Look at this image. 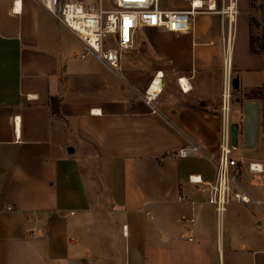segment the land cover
<instances>
[{
    "label": "crops",
    "instance_id": "obj_1",
    "mask_svg": "<svg viewBox=\"0 0 264 264\" xmlns=\"http://www.w3.org/2000/svg\"><path fill=\"white\" fill-rule=\"evenodd\" d=\"M235 2L231 20L199 12L188 31L139 28L115 72L81 59L39 0H0V264H264V210L233 203L220 218L209 203L225 60L232 124L247 119L237 94L264 88L249 0ZM161 7L185 11L190 0ZM159 72L154 113L144 93ZM189 143L204 155L180 158ZM243 147L241 181L263 199L264 172L249 169L264 167L260 133Z\"/></svg>",
    "mask_w": 264,
    "mask_h": 264
},
{
    "label": "built area",
    "instance_id": "obj_2",
    "mask_svg": "<svg viewBox=\"0 0 264 264\" xmlns=\"http://www.w3.org/2000/svg\"><path fill=\"white\" fill-rule=\"evenodd\" d=\"M99 0L97 12L86 10L81 3L65 0H39L40 5L63 27L68 29L82 45L81 59L94 57L113 71L120 69L123 54L132 49L135 33L141 27H158L175 32L189 30V21L199 12H219L231 20L239 13L236 0H230L229 6L218 9L214 0H190V8L185 11H171L161 7V0ZM228 42L232 34L229 31ZM111 37V39H110ZM231 59L225 60V85L230 87ZM159 72L144 93L145 102L158 113L155 103L162 92ZM183 92L191 86L180 78ZM228 84V85H227ZM222 133L217 159L214 161L215 179L210 183L209 203L215 207L218 217H222L233 204L255 205L264 210V198L253 196L243 185L240 178V161L233 145L232 123L230 120L231 94L228 90L222 98ZM227 107V109H226ZM180 158L203 156L202 149L189 143L181 148ZM211 160V158H210ZM250 171L263 173L264 167L257 162L249 164ZM201 179H193L194 182Z\"/></svg>",
    "mask_w": 264,
    "mask_h": 264
},
{
    "label": "rangeland",
    "instance_id": "obj_3",
    "mask_svg": "<svg viewBox=\"0 0 264 264\" xmlns=\"http://www.w3.org/2000/svg\"><path fill=\"white\" fill-rule=\"evenodd\" d=\"M66 2H77V3H81L86 10H90V11H94L97 12L98 8H99V0H65ZM254 1V6H250V0H249V12L250 14L254 15L256 17V19L258 20V25L255 27L254 29V33L256 36L259 37H263L264 40V0H253ZM177 3V0H161V5L162 6H173ZM104 4L107 6L108 5V1L105 0ZM264 43V42H263ZM239 99L241 100V104L240 107L243 109V105H246L247 103H259L260 107V138L261 141L264 144V88L258 92H256L255 94L253 93H248L247 95H243L242 98V94H237ZM245 97H256V100L254 101H248L246 103L243 104L244 102V98ZM235 111V107L234 104L231 102V115H233ZM232 122V119H231ZM243 127H242V123H240V136H239V152H237V154L235 155H240L243 154L244 152V147H243Z\"/></svg>",
    "mask_w": 264,
    "mask_h": 264
},
{
    "label": "water",
    "instance_id": "obj_4",
    "mask_svg": "<svg viewBox=\"0 0 264 264\" xmlns=\"http://www.w3.org/2000/svg\"><path fill=\"white\" fill-rule=\"evenodd\" d=\"M237 79L233 80V86L238 87ZM259 103H247L245 105L247 119L243 127V140L247 147H254L257 144L260 133V110ZM233 145L239 147L240 124L233 123L232 125Z\"/></svg>",
    "mask_w": 264,
    "mask_h": 264
},
{
    "label": "trees",
    "instance_id": "obj_5",
    "mask_svg": "<svg viewBox=\"0 0 264 264\" xmlns=\"http://www.w3.org/2000/svg\"><path fill=\"white\" fill-rule=\"evenodd\" d=\"M254 1L250 0V6H254ZM258 25V20L252 14H250V27H251V50L253 53H259L264 55V40L263 37L256 36L254 33L255 27ZM52 110L54 113L59 114L58 100L52 98Z\"/></svg>",
    "mask_w": 264,
    "mask_h": 264
},
{
    "label": "bare ground",
    "instance_id": "obj_6",
    "mask_svg": "<svg viewBox=\"0 0 264 264\" xmlns=\"http://www.w3.org/2000/svg\"><path fill=\"white\" fill-rule=\"evenodd\" d=\"M226 91H227V95H228V86H227V90ZM226 109H227V107H226Z\"/></svg>",
    "mask_w": 264,
    "mask_h": 264
}]
</instances>
